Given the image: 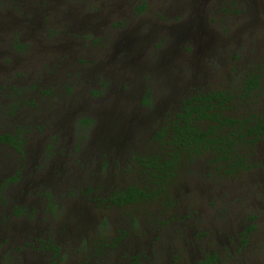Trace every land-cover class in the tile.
<instances>
[{
    "label": "rangeland",
    "instance_id": "374dc122",
    "mask_svg": "<svg viewBox=\"0 0 264 264\" xmlns=\"http://www.w3.org/2000/svg\"><path fill=\"white\" fill-rule=\"evenodd\" d=\"M210 89L264 118V0H0V132L21 139L0 142V264H264V137L162 188L135 160ZM128 185L147 196L109 200Z\"/></svg>",
    "mask_w": 264,
    "mask_h": 264
},
{
    "label": "trees",
    "instance_id": "16d2710c",
    "mask_svg": "<svg viewBox=\"0 0 264 264\" xmlns=\"http://www.w3.org/2000/svg\"><path fill=\"white\" fill-rule=\"evenodd\" d=\"M14 44L20 46L16 41ZM259 85L258 74H246L240 87L241 93L247 94ZM230 97L223 89H210L196 90L181 100L172 119L154 131L153 137L162 145L161 151L135 157L138 168L144 173L148 183L162 188L185 156L208 153L213 161H225L228 166L241 164L234 160V141H252L264 137V118L254 112L242 116L227 114L224 110ZM148 100L145 93L142 102L147 103ZM81 120L90 121L87 118ZM0 142L21 151V139L17 130L1 131ZM145 189L128 185L122 190L114 191L109 200L119 205L132 202L147 196ZM214 259V253L206 254L198 264H214ZM128 264H135V259H131Z\"/></svg>",
    "mask_w": 264,
    "mask_h": 264
},
{
    "label": "flooded vegetation",
    "instance_id": "af4514ba",
    "mask_svg": "<svg viewBox=\"0 0 264 264\" xmlns=\"http://www.w3.org/2000/svg\"><path fill=\"white\" fill-rule=\"evenodd\" d=\"M253 73H254V72H246V73L244 72V74H243L244 77L242 78L241 83L243 82V80H244L246 74H253ZM254 74H256V73H254ZM214 90H216V89H214ZM174 112H175V111H174ZM174 112H173V113H174ZM172 117H173V115H172ZM171 119H172V118H170L169 120H171ZM169 120H168V121H169ZM158 128H159V127H158Z\"/></svg>",
    "mask_w": 264,
    "mask_h": 264
}]
</instances>
